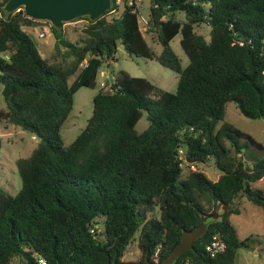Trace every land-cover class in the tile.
I'll use <instances>...</instances> for the list:
<instances>
[{
  "label": "trees",
  "instance_id": "1",
  "mask_svg": "<svg viewBox=\"0 0 264 264\" xmlns=\"http://www.w3.org/2000/svg\"><path fill=\"white\" fill-rule=\"evenodd\" d=\"M6 1L0 0V84L7 109L0 119L30 133L37 145L16 160L19 191L0 186V264H37V256L47 264H107L113 257L118 264H160L182 231L215 213L217 204L228 208L208 217L193 248L172 264H233L237 250L249 245L228 219L239 211L230 202L242 196L264 212V189L252 186L264 176V156L243 160L249 145L264 146L224 116L228 102L247 118L264 115V0H149L144 30L134 4L124 2L112 14L118 2L111 0L98 19L81 17L86 23L77 39L51 26L52 61L23 29L38 21L22 9L5 12ZM200 24L210 26L208 37L196 31ZM144 32L153 33L159 53ZM178 33L184 67L170 46ZM118 44L175 71L176 91L119 69L93 95L84 129L64 146L60 130L73 94L95 86ZM142 111L149 125L138 133ZM208 159L220 172L216 181L199 168ZM205 194L211 213L198 201ZM215 232L225 249L210 257L205 245ZM134 240L140 257L124 261Z\"/></svg>",
  "mask_w": 264,
  "mask_h": 264
},
{
  "label": "rangeland",
  "instance_id": "2",
  "mask_svg": "<svg viewBox=\"0 0 264 264\" xmlns=\"http://www.w3.org/2000/svg\"><path fill=\"white\" fill-rule=\"evenodd\" d=\"M118 7L116 12L112 14H119L124 2L132 3L136 6L141 16L148 19L149 0H117ZM109 14L108 16L112 15ZM178 18H182L181 13H177ZM31 26H25L23 29L28 32L34 39L40 55L50 61L54 60L51 57L54 46V35L51 29V23L45 20H37ZM86 23L83 18H77L75 24L67 22L64 23V35L68 39H77L81 34V27ZM142 30L144 25L141 24ZM210 26L200 24L196 26V31L202 33L205 37L209 35ZM43 31L45 35L40 38L38 33ZM146 39L149 41L155 53L161 51V45L153 43V33L144 32ZM181 34L178 33L170 41V46L179 57L181 65L184 67L188 64V58L180 46ZM122 69L128 72L131 76L144 77L151 81L156 87L175 92L177 88L178 75L175 71L161 65L155 58H145L128 53L121 44L117 45V49L113 60L109 64L103 62L100 71L97 75L95 86L80 87L73 94L72 109L63 123L60 135L64 146H68L75 137L84 129L89 117L92 114V97L100 88L104 81L110 82L112 73ZM77 75L69 78L71 83ZM2 85L0 84V111L6 110V103L1 93ZM225 120L231 123L239 130L248 133L256 141L262 143L264 146V118L251 119L242 115L234 102H228L225 109ZM149 125L146 117V112L142 111V116L135 125V130L140 133ZM0 186L8 193L15 195L21 187V179L17 172L16 160L19 157L28 156L32 149L37 145V139L27 131L10 124L6 120L0 119ZM245 159L247 164L250 163L248 159H256L264 156V149L249 145L246 150ZM199 168L210 178L214 179L219 170L216 168L211 159L204 164H200ZM187 173V169L183 168L182 176ZM253 188L264 189V185L259 182L253 183ZM199 202L211 213L214 209L212 201L208 194L201 196ZM239 214H230L228 219L234 227L240 239H248V247H240L236 252V257L233 264H264V227L261 225L258 217L264 215V212L248 199L243 198L242 204H237ZM228 206L226 207L227 210ZM216 212L222 213V207L216 208ZM257 213H260L259 215ZM154 216H159V211L156 209ZM140 252L137 247V242L134 240L126 249L123 260L124 261H138Z\"/></svg>",
  "mask_w": 264,
  "mask_h": 264
},
{
  "label": "water",
  "instance_id": "3",
  "mask_svg": "<svg viewBox=\"0 0 264 264\" xmlns=\"http://www.w3.org/2000/svg\"><path fill=\"white\" fill-rule=\"evenodd\" d=\"M110 8L111 0H7L4 3L5 12L12 13L22 9L27 17L34 20L49 21L58 30L62 28L64 23L80 17L87 16L91 21H94ZM262 118H264V115ZM217 207H220V204H217ZM221 207L222 213H224L227 206L222 205ZM222 213L215 212L209 216H202L199 224L194 229L183 230L179 243L160 264H172L174 259L183 252L191 250L194 241L206 230V219L208 217L216 219ZM107 264H118L116 257H113L112 261H108ZM142 264L153 263L145 259Z\"/></svg>",
  "mask_w": 264,
  "mask_h": 264
},
{
  "label": "built area",
  "instance_id": "4",
  "mask_svg": "<svg viewBox=\"0 0 264 264\" xmlns=\"http://www.w3.org/2000/svg\"><path fill=\"white\" fill-rule=\"evenodd\" d=\"M138 21L140 23V25H145L147 23V19L141 16V14H138ZM77 22V19H74L72 21H70V23L75 24ZM45 35V33L43 31L39 32L37 37L42 38ZM264 43V40H263ZM105 83L102 82L101 86H103ZM179 153L181 154L180 158H181V163L180 166L181 167H185L187 165V162L184 160L183 158V151L179 150ZM190 168H194L193 164L189 165ZM92 232L94 231V229L91 230ZM225 249V243L223 241V239L221 238V234L219 232H215L212 237L211 240L205 245V251L207 252V254L210 257H215L217 254H219L220 252H222ZM37 264H47L45 259L41 256H37Z\"/></svg>",
  "mask_w": 264,
  "mask_h": 264
},
{
  "label": "crops",
  "instance_id": "5",
  "mask_svg": "<svg viewBox=\"0 0 264 264\" xmlns=\"http://www.w3.org/2000/svg\"><path fill=\"white\" fill-rule=\"evenodd\" d=\"M111 78H112V77H111ZM219 175H220V172L217 173L216 176H215V178H214V179H211V180L216 181V180L218 179ZM257 182H259L260 185H262V184L264 185V176H263L261 179H259ZM243 198H245V197L239 196V197H237L235 200H233V201L231 202V205H233V208H234V209H238V210H239V207L237 206V204H242V199H243ZM257 207H258V206H257ZM258 208H260V207H258ZM260 209H261V208H260ZM261 210H262V209H261ZM240 212H241V211L239 210L238 213H235V214H239ZM231 214H234V213H231ZM257 214L259 215L260 213H257ZM258 219H259L261 225L264 227V215H259Z\"/></svg>",
  "mask_w": 264,
  "mask_h": 264
}]
</instances>
